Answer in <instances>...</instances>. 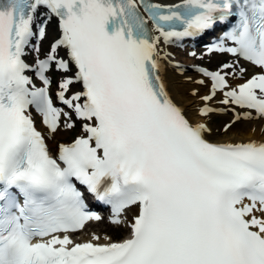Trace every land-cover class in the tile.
<instances>
[{"label": "snow or ice", "instance_id": "1", "mask_svg": "<svg viewBox=\"0 0 264 264\" xmlns=\"http://www.w3.org/2000/svg\"><path fill=\"white\" fill-rule=\"evenodd\" d=\"M230 21L189 53L230 57L193 66L191 119L161 78L164 49ZM225 111L234 118L219 129L201 122ZM73 116L81 135L53 152ZM261 119L264 0H0V264H264V142L213 138ZM81 187L126 238L73 241L102 219Z\"/></svg>", "mask_w": 264, "mask_h": 264}, {"label": "bare ground", "instance_id": "2", "mask_svg": "<svg viewBox=\"0 0 264 264\" xmlns=\"http://www.w3.org/2000/svg\"><path fill=\"white\" fill-rule=\"evenodd\" d=\"M160 3H176L179 2V0H158ZM47 29V37L40 43L41 48V55H43L44 52L47 51L48 46L52 39L58 35V21L56 19L51 20V23L48 25ZM176 49L175 46H169L166 47L164 50L167 53H170L171 55L168 57V60H162L161 63L163 65L161 69V75L163 77L164 83L166 87L168 88L170 94L174 98L175 102L184 107L187 110V114L189 115V118L198 120L199 117L196 116L194 108L200 104V101L198 97H192L189 93L190 90L193 88L198 87L194 83L188 81L186 78L188 75H191L193 79L198 78V73L193 71V68L189 69V71L185 73L178 72L172 65H173V55L175 53L176 55ZM205 49H200L197 51V56H199L201 53H204ZM31 55L35 56L34 53H30L28 56V60L31 58ZM186 58L187 60L195 61V63L199 66H205L210 69H215L218 62L220 60H228L230 59L229 56H220V55H212L211 57L205 56L204 59H196L194 57H189L187 54ZM171 61V63L169 62ZM243 63V61H242ZM183 66V65H182ZM185 68V66H183ZM56 90V85L54 87ZM207 89H201V92H206ZM219 99V97H217ZM214 103V102H213ZM216 107H222L220 105H215ZM238 111H240L238 109ZM215 116H223L227 119V123L230 122L234 117L233 113L231 111H225L221 113H213L210 116V119L206 121L201 122H207L210 127H212L214 130L219 129L220 127L213 124L212 120ZM77 126L75 125L72 129H64L59 131L54 139H50L48 141L49 145L52 146L53 151L55 150V145L58 143V140L63 141L65 137L75 130ZM79 133L77 136L81 135V128L78 129ZM43 132H46L45 127L42 128ZM215 139H219L222 141H230V142H247V141H258V142H264V119L261 120H250V121H239L237 124L233 126V129L227 133V134H218L215 137ZM133 213L129 212L127 213V219L131 220ZM102 222V223H101ZM124 225H118L112 222H109L107 220L104 221H92L86 227L78 233L77 239L79 240H93V235L99 236L101 239L99 242H109L105 239V237L110 236L112 240L113 238V231L116 229H120ZM125 227V226H124ZM73 241L75 238H72ZM94 241V240H93Z\"/></svg>", "mask_w": 264, "mask_h": 264}, {"label": "rangeland", "instance_id": "3", "mask_svg": "<svg viewBox=\"0 0 264 264\" xmlns=\"http://www.w3.org/2000/svg\"><path fill=\"white\" fill-rule=\"evenodd\" d=\"M51 23V22H50ZM188 51H189V46H180L176 49V55L174 53V59H173V62H179V64L185 66L184 69H186L185 72L189 71V69L192 68V66L195 65V63L191 60H187L186 58L187 57V54H188ZM183 72V73H185ZM188 77H192L191 75H188ZM213 124L221 127L222 125L226 124L227 123V119L223 116H215L212 120ZM77 127L75 128V130H73L72 132H70L64 139V141L66 142H69L70 140H72L78 133H79V130L80 127H81V123H79L78 121H76V124H75ZM102 223V222H101ZM124 231H127V229H125V227H121L120 229H116L115 231H113V237L114 238H121L123 236V232Z\"/></svg>", "mask_w": 264, "mask_h": 264}]
</instances>
